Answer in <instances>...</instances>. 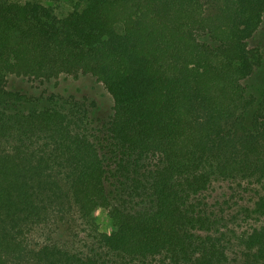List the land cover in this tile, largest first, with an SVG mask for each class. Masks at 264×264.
<instances>
[{
	"label": "trees",
	"instance_id": "16d2710c",
	"mask_svg": "<svg viewBox=\"0 0 264 264\" xmlns=\"http://www.w3.org/2000/svg\"><path fill=\"white\" fill-rule=\"evenodd\" d=\"M0 264H264V0H0Z\"/></svg>",
	"mask_w": 264,
	"mask_h": 264
},
{
	"label": "rangeland",
	"instance_id": "374dc122",
	"mask_svg": "<svg viewBox=\"0 0 264 264\" xmlns=\"http://www.w3.org/2000/svg\"><path fill=\"white\" fill-rule=\"evenodd\" d=\"M24 3L28 0H15ZM43 4L51 7L61 18L66 16L73 9V0H43ZM9 88L20 89L25 93L42 97L38 103L47 106H57L64 103L78 102L83 104L89 111V122L95 126H100L113 114L114 100L105 86L95 77L90 75H81L79 77L62 76L49 82H40L30 80L23 77L10 76ZM54 95V98L51 97ZM44 96V97H43ZM218 189H222V183H216ZM98 221L101 230L110 229V221L108 219V210L102 209L98 213ZM81 225L79 226V229ZM60 241H71L74 235L70 233L68 228H62L57 233Z\"/></svg>",
	"mask_w": 264,
	"mask_h": 264
}]
</instances>
